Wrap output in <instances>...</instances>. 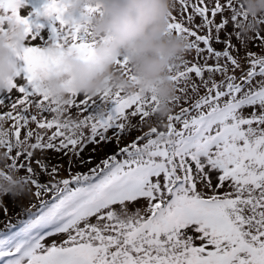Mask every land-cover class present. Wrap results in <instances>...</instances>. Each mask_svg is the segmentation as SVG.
Here are the masks:
<instances>
[{"label": "snow or ice", "instance_id": "obj_1", "mask_svg": "<svg viewBox=\"0 0 264 264\" xmlns=\"http://www.w3.org/2000/svg\"><path fill=\"white\" fill-rule=\"evenodd\" d=\"M205 2L197 0L191 9L204 18V26H210L209 8L198 6ZM25 3L0 0V32L5 21H15L25 26L26 37L13 48V59L22 62L17 63L15 73L22 83L18 87L11 82L0 90V105L8 100L2 94L13 90L22 94L11 103V111L0 112V158L11 161L6 163L8 172L23 171L25 175L13 178L0 170L5 181L0 183V209L7 215L5 195L15 203L27 193L35 203L23 209L28 215L22 224H6L10 230H0V264H264V79L254 81V77L264 78V55L249 50L246 74L239 78L229 74V64L242 68L230 54L232 46L214 50L211 34H197L172 12L169 30L183 35L187 50H195L199 58L206 51L229 63L212 66L205 59L203 64L189 66L183 57L177 58L169 67V78L188 106L168 115L166 122L159 121L166 131L150 126L87 172H73L77 162L92 163L91 156H81L87 143H107L114 137L119 144L122 135L139 130L131 121L144 125L146 118L155 115L158 100L108 90L97 96L99 102L84 96L77 103V95L70 93L64 105H56L42 90L41 81L58 73L64 49L92 59L95 41L84 25L65 19L59 0H44L39 9L21 16ZM189 3L179 0L183 12L188 11ZM229 9L230 19L215 25L217 33L233 22L241 47L264 42V32L256 31L255 39L239 32L237 22L247 19L242 4L236 7L233 0H227L222 7L216 0L211 15H223ZM95 11L88 9L89 13ZM32 16L55 22L45 46H29V39L33 43L43 39L39 31L43 26L30 19ZM187 19L192 23L193 15ZM256 23L264 25V17L256 18ZM190 37L194 39L190 41ZM49 45L59 51L53 52ZM117 64L130 74L126 59ZM217 74H222L219 82ZM129 79L134 77L129 75ZM181 98L176 95L173 103L179 104ZM74 105L88 114L78 121L62 119ZM30 106L36 114L30 113ZM49 112L55 115L45 117ZM6 121H12L7 129ZM83 127H90V136L76 134ZM48 130H52L50 135ZM109 130L113 137L106 135ZM36 150L63 152L68 156L67 167L36 159L37 172L32 167ZM62 169L67 178H58ZM213 172L217 174L215 187ZM41 175L48 179L41 182ZM198 183L203 185L199 190ZM204 188L211 189V194ZM140 199L147 202L143 212L140 208L129 212L127 205ZM58 234L66 239L44 243Z\"/></svg>", "mask_w": 264, "mask_h": 264}, {"label": "clouds", "instance_id": "obj_2", "mask_svg": "<svg viewBox=\"0 0 264 264\" xmlns=\"http://www.w3.org/2000/svg\"><path fill=\"white\" fill-rule=\"evenodd\" d=\"M247 19L239 20V32L251 38L261 30L257 17H264V0H240ZM174 0H59L66 20H75L91 33L95 43L93 58H81L64 49L58 73L41 81L51 101L62 106L70 93L90 98L111 90L125 94L155 96V116L165 121L173 111L176 85L169 78V67L187 51V40L169 30ZM88 9H95L89 13ZM0 32V90L14 82L17 63L13 48L26 39L25 26L5 21ZM53 52H58L49 45ZM127 60L130 76L119 68Z\"/></svg>", "mask_w": 264, "mask_h": 264}, {"label": "rangeland", "instance_id": "obj_3", "mask_svg": "<svg viewBox=\"0 0 264 264\" xmlns=\"http://www.w3.org/2000/svg\"><path fill=\"white\" fill-rule=\"evenodd\" d=\"M215 2H216V0H206L205 4L198 5V6H205V7L209 8V12L207 13V17H208V19L213 21L212 25H210V26H204L203 25V19L204 18L199 17L192 12L191 5L196 4L197 0H190L187 12L182 11L183 6H181L179 4V0H174L175 6L173 9V13H174V15L177 16L178 20L184 26L189 27L192 30L197 31V34H203V35L211 34V36H212L211 43H212L214 50L223 51L226 47H228V45H231L232 47L229 49L230 54L233 55L234 58H236L238 60V62L242 65V68L241 69H235L234 66H231L229 64V67H230V73L229 74H235L239 78L242 74H246L247 67L250 66L251 57H248L247 52L250 50L253 53H255L256 56L264 55V42H261L259 44L248 43L246 46L241 47V45L239 44V42L237 41V39L235 38V35H234L235 30H234L233 22H229V24L226 25V30H221L219 33H217L215 30V25L220 23L222 21V19H230L231 10L229 9L228 11H223V15L217 14L215 17H213L211 15V9L215 6ZM220 2L222 4V7L227 6V0H220ZM43 3H44V0H26L24 8H22L20 10V15L21 16H27L34 9H39ZM233 4H234V6L239 7V4H241V3H240V0H233ZM189 15H193V22L192 23H189V21L187 19V17ZM259 18H261V17H257V19H259ZM30 19L34 20L35 23H38V24L43 26L39 29L40 34L42 35L43 39H41L35 43H33L29 39V41H28L29 46H41V47L45 46L44 40H46V38L49 35H51L50 25L54 26L55 22L53 20H51L50 18H46L43 16L38 17V18L35 16H32V17H30ZM259 25H260L261 30H258V31L264 32V25H261V24H259ZM34 30H35V28H34ZM217 36H219L221 38L219 41H217V39H216ZM252 37H253V39H255V33L252 35ZM192 39H194V38H191V37L189 38L190 41ZM200 43H201V47H203L202 42H200ZM202 57L203 58L197 57L195 50H187L186 53L183 55V58L189 62V66L193 62H196L198 64H203L205 59L207 60V63L209 65H212V66H215L216 63H221L222 65L225 63H229V62H227L226 58L221 57V58H219V60H217L215 57L209 55L206 51L202 54ZM17 63H22V62H17ZM257 71H258V67H257ZM205 77H207V73H205ZM215 79L219 82L222 79V74H217L215 76ZM259 79H264V78L254 77V81L259 80ZM14 82L17 83V85L19 87L20 84L22 83V78H19V77L15 78ZM193 82L199 83V79L194 78ZM237 82H239V80ZM180 86L183 87V85H180ZM203 93H204V89L201 88L200 94H203ZM189 94L191 95L190 89H189ZM2 95L7 96L8 100L4 105H0V112H8V111L12 110L11 109V103L15 102V100L17 98H19L22 94H19L15 90H13L11 93H4ZM177 95H181L182 98H181V101L179 104L173 105V111H172L173 115L176 112H178L181 107L188 106L187 104L184 103L183 95L179 92H177ZM83 98H84V96L77 95V103L79 102L80 99H83ZM193 98H195V97L193 96ZM33 99L35 100V98H33ZM93 99H97V101H98L97 97H94ZM81 107H83V106H81ZM18 108H19V106H18ZM29 111L31 114H36L37 110L34 108V106H30ZM247 111L250 112L251 109H247ZM87 114L88 113L80 112L79 109L74 105L68 111H66L63 114L62 119H67L68 117H71L73 120L78 121L79 119H83V117ZM54 115L55 114L51 113V112L44 114V116L47 118H51ZM146 119H147V124H144V125H139L136 120L131 121L133 124H137V127L139 130L132 131L130 134L122 135V137L120 138L119 144H117L115 138L113 137V131L112 130H109V132L106 134L109 137H113V139L110 140L109 142H107V143H104V142L87 143L84 147L83 152L81 153V156L84 159H88L89 156H91L92 163L90 165L84 166V165H80L77 162V166L75 168H73V172H77V171L82 172V173L87 172L88 168L94 167L102 159H105L110 155L117 154L120 147L126 146L134 137L142 135L143 132L148 131L150 126H157L160 131H166L165 128L160 126L159 120L156 118L155 115L150 116L149 118H146ZM11 124H12V121H6L4 123V128L5 129L9 128ZM30 127L35 128V124H31ZM177 128H179V125H177ZM39 131H43V130H39ZM51 131L52 130H48L47 134L50 135ZM80 132H83L85 137H88L91 134L90 127H83L81 129L76 130L77 135H79ZM98 139L99 138L97 137V140ZM32 142H34V140ZM56 143H58V140L56 141ZM93 149H95V151H93ZM0 151H2V150H0ZM12 155H14V152L12 153ZM118 158H120V157H118ZM36 159H43L46 163H48L50 165L61 164V165H64L65 168L67 167V162H68V156H65L63 154V152H56L54 150H43V152H41L40 150H36L34 153V157H33L32 167L34 169H36L37 172H39L40 170L34 162ZM6 163H11V161H6L5 159L0 158V170L5 171V173L7 175H12L13 178H17L19 176L25 175V173L23 171L8 172V170L6 168ZM67 177H68L67 171L62 169L58 178H67ZM39 179L41 182H44V181H46V179H48V177L45 175H41L39 177ZM0 183H5V181L3 180L2 177H0ZM211 183H212L213 187H215V185L217 183V174L215 172L211 173ZM197 187L199 190L203 187V185L198 183ZM203 190L205 192L211 194V189L204 188ZM219 191L223 192V191H225V189H220ZM31 203H35L34 197H32L30 194H27V193L19 196L16 199L15 203L13 202L10 195H5L3 197V204H6L7 208L11 209L12 211L17 210V209H21V208L24 209L26 207H29ZM146 205H147L146 200L140 199L135 203H129L127 205V208H128L129 212H134L137 208H140L141 211L143 212V208L146 207ZM116 208H117V210H119V206H116ZM4 215H5L4 212L2 211V209H0V230L8 231L10 229H7L5 227L6 224L2 225V223L6 222ZM27 215L28 214L25 212L20 217L21 219L18 217L17 221L19 220V222H13V221H16L13 219V220H10L11 221L10 223H7L9 221H7L6 223L13 225V227L19 226L20 224L23 223V221L25 219H27ZM63 239H66V236L58 234V235H54L50 238H46L44 243L46 245H50L53 241L59 243ZM198 243H199V241H197V244Z\"/></svg>", "mask_w": 264, "mask_h": 264}, {"label": "trees", "instance_id": "obj_4", "mask_svg": "<svg viewBox=\"0 0 264 264\" xmlns=\"http://www.w3.org/2000/svg\"><path fill=\"white\" fill-rule=\"evenodd\" d=\"M101 154V153H100ZM47 180V179H46ZM8 209V211H7V216L6 215H4V218L6 219L5 221L7 222V221H9V222H7V223H10L11 221L10 220H16V221H13V222H19V220L17 221V218L19 217H21L22 215H23V213H25L24 211H23V208H21V209H17V210H11V209H9V208H7ZM3 218V219H4ZM10 218V219H9ZM21 219V218H20ZM2 223V225L3 224H7V223Z\"/></svg>", "mask_w": 264, "mask_h": 264}]
</instances>
